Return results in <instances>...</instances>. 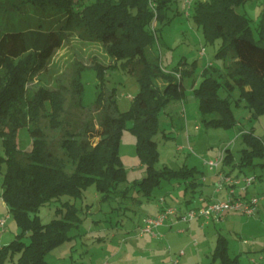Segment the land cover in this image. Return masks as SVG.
<instances>
[{"label": "trees", "instance_id": "obj_1", "mask_svg": "<svg viewBox=\"0 0 264 264\" xmlns=\"http://www.w3.org/2000/svg\"><path fill=\"white\" fill-rule=\"evenodd\" d=\"M172 1L0 0V13L22 11L29 6L44 16H50L49 10L63 15L57 27H44L40 22L36 26L0 29V172L6 166L1 196L18 227L16 237L0 245V264L46 263L47 253L71 239V231L84 219L82 207L70 199L62 200V196L83 197L85 190L95 185L108 197L121 183L128 181L120 154L125 129L137 137L136 151L146 174L135 182L145 196L150 198L163 179L182 178L186 181V190L201 183V173L196 166H158L160 147L155 135L161 130L160 112L173 96L181 99L185 96L182 78L176 79L179 70H165L158 56L149 54V47L157 39V29L152 22L164 17ZM246 1H194V18L206 37L223 39L217 55L226 59L231 53L235 57L233 63H225V73L205 68L202 81L193 86L202 121L208 127L229 128L237 124L232 108V92L236 89L239 92L237 105L243 100L253 117L264 115V9L256 37L249 17L236 9ZM75 28L101 42L116 60H125L123 65L137 76L139 90L130 108L120 111L114 92L106 96L103 89L107 67L92 66L100 79L94 103L100 111V128L91 131L88 137V128L86 133L67 130L61 141L64 156H60L54 153L38 125L41 117H47L53 126L59 124L58 116L63 110L60 95L48 88L33 93L26 83L46 66L65 34ZM159 77L167 84L160 85ZM222 88L228 90L226 96L221 95ZM82 105L85 106L83 102ZM23 127H27L32 136L27 151L18 142L19 130ZM242 134L244 146L240 149L238 164L256 165L255 159L264 157V141L254 129ZM90 136L98 140L92 143ZM65 156L72 168L67 166ZM234 158L233 151L227 147L223 162L232 164ZM261 165L264 167V162ZM57 200H61V204L55 208V217L44 222L37 212L43 205ZM213 258L229 264L238 262V256H231L228 238L222 233L217 237Z\"/></svg>", "mask_w": 264, "mask_h": 264}, {"label": "rangeland", "instance_id": "obj_2", "mask_svg": "<svg viewBox=\"0 0 264 264\" xmlns=\"http://www.w3.org/2000/svg\"><path fill=\"white\" fill-rule=\"evenodd\" d=\"M194 1L173 0L165 10L164 17L155 25L156 19L152 22L153 28L157 29V39L149 47V54L158 56L165 70H179L181 77L176 73V79L182 78L185 86L184 100L180 96H173L160 112L161 130L155 135L160 147L158 166L179 168L188 164L196 166L201 174L212 175L224 169L235 177L244 173L255 175L256 180L248 187L244 176L239 178L237 184L238 191L248 189L250 197L255 195L260 198L255 214L237 211L239 221L236 226L226 227L223 233L228 238L231 256H238L236 264L264 263V167L261 165L264 157H257L256 165L238 164L240 149L244 146L243 131L254 129L255 134L264 141V115L253 117L243 100L237 105L239 92L236 89L232 92V108L238 119L237 124L226 128L208 127L203 123L199 101L192 91L193 86L202 81L205 68H216L225 73V63H233L235 57L231 53L226 59L217 55L223 39L206 37L202 27L195 21ZM236 9L249 17L254 34L258 37L257 25L264 9V0H247ZM48 15H41L29 6L22 11L1 12L0 29L36 26L40 22L44 27H57L62 23L63 15L51 10ZM124 61L116 60L107 53L101 42L92 39L82 29L75 28L65 34L62 44L48 59L46 66L27 81V88L31 92L35 93L40 88L53 89L62 100L63 110L58 116L57 126H53L47 117H41L38 122L54 153L64 156L61 141L67 130L85 132L88 128V137L91 131L100 128V111L94 105L100 79L96 68L92 66L100 64L107 67L103 82L105 95L114 92L120 111L130 108L139 90V81L136 74L123 65ZM78 77L82 81V88ZM158 83L163 86L167 81L159 77ZM220 93L226 96L228 90L222 88ZM128 125L131 126L132 122ZM89 140L95 143L98 137L90 136ZM31 141L29 129L21 128L18 134L19 146L27 151ZM136 141V135L125 129L121 137L120 154L128 172V181L121 183L116 192L105 197V193L92 185L85 190L83 197L62 196V200L70 199L82 207L84 219L79 227L71 231L73 237L49 251L45 257L46 263L42 264H229L213 258L217 236L211 230L224 227L220 223H212L206 232L199 230L195 234L177 233L178 230L174 229L173 242L158 234L156 243H161V250L151 245V232L141 234L143 219L157 211V202L163 201L161 196L168 197L171 204L177 207L185 201V197L193 198L190 189H185L186 181L182 178L163 179L162 184L154 188L150 198L145 196L139 190L140 185L135 182L146 174L145 165L136 151ZM227 147L234 153L233 163L221 162L217 169H211L205 160L218 156ZM64 160L67 161L66 156ZM67 166L73 167L68 161ZM5 169L4 165L0 172V202L1 180ZM60 204L61 200L52 201L43 205L37 213L47 222L55 217V208ZM259 205L261 208L258 210ZM1 217L5 218L6 212L0 213ZM8 220L11 222L13 218ZM1 232L2 245L16 237V232L9 224L5 229L1 227ZM184 251H187V255L183 254ZM176 260L179 262L176 263Z\"/></svg>", "mask_w": 264, "mask_h": 264}, {"label": "crops", "instance_id": "obj_3", "mask_svg": "<svg viewBox=\"0 0 264 264\" xmlns=\"http://www.w3.org/2000/svg\"><path fill=\"white\" fill-rule=\"evenodd\" d=\"M193 82H196V81L194 80ZM194 84L195 83H193V85ZM182 100H184V99H182ZM220 173L227 174V175L229 174V175L235 177L232 173L227 172L224 169L223 170L220 169L219 171L214 172L212 175L202 173L201 177H199V180L201 183L198 186H196L195 188L194 187L189 188L191 191L190 196L193 199L185 197V201L182 202L180 205H178L179 208L181 210H186L188 208L204 205V204H207L208 202L216 201V200L221 199V198H228L231 195H233V196H243L244 195L245 197H250V193L247 191L248 189L246 191L242 190V189H241V191H238V185H235L234 183L226 184L225 187H227L228 189L224 187L222 190L218 191L217 190V184L221 178ZM246 175H248V174L247 173H244L242 175L237 174L236 175L237 177H235V178L239 179V178H242L243 176L245 177ZM231 188L235 191L234 194H231V192H230ZM161 198L163 199V201L157 202V204H156L157 211L153 215H156L157 213H159V211L162 208H164L165 206L172 205L170 200H168V197L163 195V196H161ZM263 206H264V203H263ZM260 208H261V206L259 205L258 210ZM3 212L4 213L6 212L5 218H7L6 224L3 227V229H5L6 225L9 224V227L11 229H13L14 232H17L18 227H17L16 223L13 220L11 222L8 220L9 218H11V213L9 212L5 201L2 199V201L0 202V213H3ZM149 216H152V215H149ZM1 218H3V217H1ZM238 221H239V215H238L237 211H225L223 213V218L221 220H216L215 218L210 219V218H205L204 216H202V217L200 216L199 218L197 217L194 220L185 221V220L181 219L180 217L173 215L170 218H168L162 225L156 226L154 228V234L153 233L151 234L150 243H151V245L154 244L157 247V249L161 250L160 249L161 243H159V245H157V243H156L157 242L156 235L162 234L161 236L164 235V237H166L169 242H173L172 230H174V229L178 230L177 233L186 234L187 232H191V234H195L196 232H199V230L200 231L204 230L206 232L207 230L210 229L209 226L211 227L212 223H220L221 225L224 226L220 230L219 229L211 230V232L218 237L219 234H221V233L224 234L223 231L226 227L230 228L233 225L236 226ZM141 225H142V223H141ZM141 225H140V227H141ZM1 227L2 226L0 225V237L2 236ZM158 229L161 231L160 232L156 231ZM155 231L158 233H156ZM191 234H190V236H191ZM0 245H2V244H0ZM198 245H199V243H198ZM186 246H188V244ZM183 254L187 255V251H184Z\"/></svg>", "mask_w": 264, "mask_h": 264}, {"label": "built area", "instance_id": "obj_4", "mask_svg": "<svg viewBox=\"0 0 264 264\" xmlns=\"http://www.w3.org/2000/svg\"><path fill=\"white\" fill-rule=\"evenodd\" d=\"M177 74L181 77V74L179 72H177ZM224 156L225 149L222 150L218 156L207 158L205 161L211 169H217L220 166V163L223 162ZM220 174L221 178L217 184L218 191L222 190L226 186V184L234 183L235 185H237L240 182V179L235 178L229 174ZM245 180L248 186L256 180V176L246 175ZM230 192L231 194L235 193L232 188ZM259 201L260 198L255 195L251 197L231 195L228 198L218 199L216 201H211L207 204L191 207L186 210H181L177 206L168 205L162 208L156 215L147 216L145 219H143V224L141 225V234L146 232H151L154 234V228L156 226L162 225L168 218L173 215L178 216L185 221H191L200 216L221 220L225 211H240L247 214H255ZM6 221L7 218H1L0 225L4 227ZM177 262L178 260H176V263ZM103 264H109V262Z\"/></svg>", "mask_w": 264, "mask_h": 264}]
</instances>
